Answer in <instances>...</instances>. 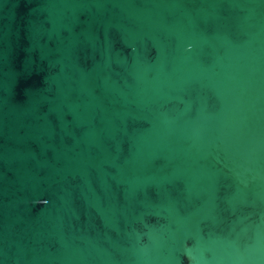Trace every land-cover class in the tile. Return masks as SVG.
Instances as JSON below:
<instances>
[{
  "label": "water",
  "instance_id": "water-1",
  "mask_svg": "<svg viewBox=\"0 0 264 264\" xmlns=\"http://www.w3.org/2000/svg\"><path fill=\"white\" fill-rule=\"evenodd\" d=\"M0 264H264V0H0Z\"/></svg>",
  "mask_w": 264,
  "mask_h": 264
}]
</instances>
